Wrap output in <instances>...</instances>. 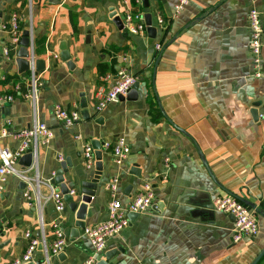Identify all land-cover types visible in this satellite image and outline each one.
Listing matches in <instances>:
<instances>
[{
	"label": "crops",
	"instance_id": "crops-1",
	"mask_svg": "<svg viewBox=\"0 0 264 264\" xmlns=\"http://www.w3.org/2000/svg\"><path fill=\"white\" fill-rule=\"evenodd\" d=\"M178 1L150 0L152 22L161 16L168 23V29L157 38L163 48L156 56L148 35L130 36L110 18L115 13L124 24L128 12H143L141 0L136 5L131 0H0V91L9 94L16 84L28 85V80L2 85L7 76L23 78L15 61L19 50L10 62L2 56L9 34L1 26L13 15L23 26L31 18L36 60L46 62L38 73L41 85L36 117L54 132L38 153L43 197L50 194L49 182L60 169V157L72 163L64 178L75 191L90 174L82 157L87 144H113L119 137L127 140L131 153L122 167L101 148L103 172L99 190L88 206L92 214L86 225L108 220L112 195L105 186L116 177L120 180L117 198L123 205L150 179L157 209L139 215L110 241L107 251H122L109 264H251L264 248V218L257 217L256 237L234 243L233 220L217 211L214 201L234 195L264 211V118H260L264 111V34L262 75L257 77L248 26L252 9L262 15L264 25V0H189L173 19ZM62 45L71 56L72 68L61 60ZM157 59L155 88L162 109L186 135L163 115L154 122L149 114L146 80H152ZM100 64L108 66L106 74L98 70ZM123 68L140 77L136 99L111 104L95 115L96 93L99 88H111ZM83 99L89 120L82 117ZM56 106L79 111L81 121L64 128L52 113ZM33 121L30 103L18 96L0 105V134L3 129L19 131ZM18 144L10 136L0 147L16 148ZM167 159L171 168L166 171ZM133 172H140L141 179ZM20 183L10 178L0 193V220H4L0 245L5 244L0 249V264H11L24 254L29 245L26 232L39 236L41 231L40 212L26 201ZM42 218L49 244L55 239L51 227L55 221L67 236L64 251L53 257L51 264H82L93 255L83 236L71 241L75 214L68 206L63 214H57L48 202L42 208ZM42 259L39 248L33 260Z\"/></svg>",
	"mask_w": 264,
	"mask_h": 264
},
{
	"label": "built area",
	"instance_id": "built-area-1",
	"mask_svg": "<svg viewBox=\"0 0 264 264\" xmlns=\"http://www.w3.org/2000/svg\"><path fill=\"white\" fill-rule=\"evenodd\" d=\"M188 2L189 0L178 1L174 8L173 19L181 13ZM167 24L166 20L161 16H157L155 22L152 23L157 29V37L152 44L156 56L163 48V43L157 38L168 29ZM248 26L251 33V53L255 76L260 77L262 75L260 65L264 25L262 15L256 9H252L248 14ZM1 30L9 34V38L2 47V56L8 62L13 60L14 53L20 49L23 32L25 30L29 31L28 85L26 86L27 88H24L23 84H16L13 88V93L16 94V97L18 96L30 103L34 121L19 131L11 133L8 129H3L0 134V144L4 138L10 136L19 143L16 148L0 147V193L5 191L10 178H16L23 182L26 185L24 190L26 201L33 203L40 212L39 224L41 230L39 236H34L31 232L25 233V238L29 241V245L24 254L20 258L13 260L11 264H26L34 261V255L40 247L43 252L41 263L51 264V259L64 251L67 245V236L61 223L55 221L51 224L55 239L53 243H48L44 233L45 224L42 218V208L46 203L52 202L55 213L63 214L67 209V203L64 200V196L61 193H56L52 187L50 188L49 196L43 197L41 195L43 182L39 177L38 153L41 146L47 145L53 139L54 132L46 123L39 122L36 117L38 92L41 84L36 71V40L32 32L31 18L23 26L18 17L13 15L2 24ZM124 30L130 36L147 37L144 13L128 12L124 18ZM53 57L58 59L57 55H53ZM140 81V77L132 74L127 68L118 71L114 85L107 90L99 88L96 93L95 115L100 114L107 106L119 103L120 98L125 97L132 87L136 83H140ZM16 97L10 94H3L0 91V105L12 102ZM52 113L64 128H70L81 121L79 111H68L61 106L54 107ZM260 118H264V111L260 114ZM7 125H10L9 121H7ZM102 147L104 151L110 152L117 167H122L131 153V147L124 137H119L113 144L105 143ZM29 150H31L33 155V164L31 168H24L19 165V161ZM82 157L86 169L93 175L96 170V158L95 151L90 144L84 147ZM63 160V157L59 158L60 162H63ZM170 168V160L167 159L164 169L167 171ZM119 182L120 180L116 177L105 186V189L112 195V200L107 206L108 220L87 226L84 229L82 236L92 246L93 255L86 258L82 264L97 263L96 257L103 256L108 250L110 241L119 236L129 226V214L141 215L153 210L155 192L150 179H146L140 184L138 191L126 205H123L117 198ZM72 194L73 191L71 192ZM214 208L226 216H233L231 236L234 243L241 241L243 238L256 237L259 234L258 215L236 198L219 197L214 201Z\"/></svg>",
	"mask_w": 264,
	"mask_h": 264
},
{
	"label": "water",
	"instance_id": "water-1",
	"mask_svg": "<svg viewBox=\"0 0 264 264\" xmlns=\"http://www.w3.org/2000/svg\"><path fill=\"white\" fill-rule=\"evenodd\" d=\"M142 1V8L144 13V19L145 24L147 26V35H148V44L152 45L154 43V40L157 37V29L152 25V14H151V5L150 0H141ZM2 18V15L0 14V19ZM110 18L114 22L115 25L119 29L124 28L123 21L121 17H117L115 13L110 15ZM176 38H174L175 40ZM173 40V41H174ZM29 31L25 30L23 32V38L20 42V49L16 56V65L18 66L19 74L22 76V78H25L27 73L29 72V58H30V52H29ZM61 60L68 65L69 68H72V62H71V56L66 51V46H61ZM159 59H157L155 68L153 71L152 76V85H153V92L155 96V100L158 106L159 111L164 116V118L167 120L169 124H171L176 130L181 132L182 134L186 133L172 123L171 120L168 119L166 114L164 113L162 109V105L160 103L159 97L156 92L155 88V77H156V68L158 65ZM9 70L11 69V65H9ZM46 62L44 60H36V71L37 73L42 72L45 69ZM140 84L136 83L130 92L124 97L120 98V101H131L135 100L138 94ZM81 109H82V117L84 120L90 119V112L88 110V105L86 104V101L83 99L81 102ZM103 144L97 141L92 142V147L95 151V158H96V170L95 173L89 174L88 178L82 182H80L79 189L73 191V194L71 195L72 190L67 186L65 183V174L68 173L69 169L72 168V163L69 158H67L65 161H63L60 165V169L55 173L54 178L50 180V186L57 188L55 189L56 193H61L64 196V200L67 203L68 210L75 214V223L74 227L70 230V239L72 242H74L76 239H79L83 233L84 229L87 227L86 220L87 218L91 217V211L88 210V206L92 203L93 198L96 196L98 190H99V183L101 181V176L103 172V162H102V148ZM199 152V156L201 159V162L203 163L204 167L206 168L207 172L213 179V181L217 184L214 176L212 175V172L210 168L208 167V164L206 160L204 159L203 154ZM33 164V155L31 150H29L19 161V165L24 168H31ZM133 174L138 178L141 179L142 174L140 172H133ZM26 185L21 182L19 185L20 190H25ZM238 201L249 207L250 209L254 210L257 215H260L264 218V211L257 207L252 202L244 199L243 197L234 196ZM157 206H153V210H156ZM139 217L138 214H129L128 218L130 220L129 225L131 223H134L136 219ZM230 218L234 221L233 216H230ZM4 220H0V236L3 235V229H2V223ZM5 244L0 245V249L4 248ZM42 250V248L40 247ZM122 250H111L107 251L103 256H97L96 264H109L110 261H112L116 255L121 252ZM264 259V248L261 250V252L258 254V256L253 260L251 264H260L262 260ZM26 264H42L41 261H30Z\"/></svg>",
	"mask_w": 264,
	"mask_h": 264
},
{
	"label": "trees",
	"instance_id": "trees-1",
	"mask_svg": "<svg viewBox=\"0 0 264 264\" xmlns=\"http://www.w3.org/2000/svg\"><path fill=\"white\" fill-rule=\"evenodd\" d=\"M140 0H131L132 4L136 5L137 2L139 3ZM37 45V44H36ZM98 70L103 73V74H106L108 71H109V68L106 64H100L98 66ZM29 78V73H27L26 77L21 79V78H16V77H11V76H7L4 80V82L2 83V85H6L8 84L9 82H18L20 80H28ZM146 87L148 88V95L150 97L149 99V105H150V111H149V114L152 118V121L154 122H157L159 121L160 119H162V114L161 112L159 111L158 109V106L155 102V99H154V96H153V87H152V80L151 79H148L146 80ZM3 94H5L6 92H2ZM10 95H12L13 97H16V94L15 93H12V92H8ZM260 264H264V259L262 260V262Z\"/></svg>",
	"mask_w": 264,
	"mask_h": 264
}]
</instances>
